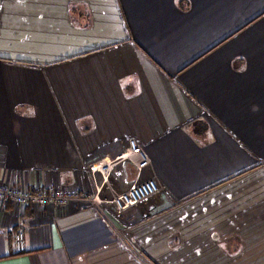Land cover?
<instances>
[{"label":"crops","instance_id":"crops-1","mask_svg":"<svg viewBox=\"0 0 264 264\" xmlns=\"http://www.w3.org/2000/svg\"><path fill=\"white\" fill-rule=\"evenodd\" d=\"M130 139L155 196L7 204L0 264H264V0H0V184L92 198Z\"/></svg>","mask_w":264,"mask_h":264},{"label":"built area","instance_id":"built-area-1","mask_svg":"<svg viewBox=\"0 0 264 264\" xmlns=\"http://www.w3.org/2000/svg\"><path fill=\"white\" fill-rule=\"evenodd\" d=\"M122 163L130 164L137 173V177L129 188L117 192L110 186L108 179L110 173ZM149 165L150 160L141 146L130 139L121 154L112 159L102 158L90 164L89 174L95 193L92 198L87 194L79 193L68 187H60L47 191L38 188H34L32 191H24L17 186L0 184V208H4L7 204L36 207L50 204L58 207L66 206L73 201L91 200L99 202L98 195L103 189H106L111 194L107 202L111 203L117 210H125L139 205L158 193L159 187L154 179L139 177ZM14 242L17 250L23 249V235L20 230L15 233Z\"/></svg>","mask_w":264,"mask_h":264},{"label":"rangeland","instance_id":"rangeland-1","mask_svg":"<svg viewBox=\"0 0 264 264\" xmlns=\"http://www.w3.org/2000/svg\"><path fill=\"white\" fill-rule=\"evenodd\" d=\"M129 188V187H128ZM105 192V190L103 189L101 193ZM110 199V198H109Z\"/></svg>","mask_w":264,"mask_h":264},{"label":"bare ground","instance_id":"bare-ground-1","mask_svg":"<svg viewBox=\"0 0 264 264\" xmlns=\"http://www.w3.org/2000/svg\"><path fill=\"white\" fill-rule=\"evenodd\" d=\"M98 200V199H97Z\"/></svg>","mask_w":264,"mask_h":264}]
</instances>
